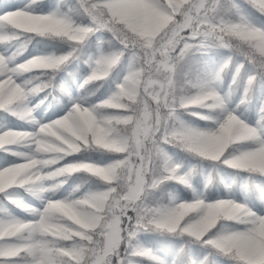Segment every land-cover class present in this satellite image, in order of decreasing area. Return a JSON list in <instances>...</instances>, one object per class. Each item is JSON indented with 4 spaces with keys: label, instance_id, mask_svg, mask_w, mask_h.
<instances>
[{
    "label": "snow or ice",
    "instance_id": "6c2138e0",
    "mask_svg": "<svg viewBox=\"0 0 264 264\" xmlns=\"http://www.w3.org/2000/svg\"><path fill=\"white\" fill-rule=\"evenodd\" d=\"M160 3L164 4V10L157 7L156 0H76V10L84 18V24L79 26L84 35L79 44L72 45L70 50L73 54H79L90 36L106 32L111 36L109 48H98L97 54L88 60L89 70L94 62L100 61L115 65L112 73L126 62L124 74H118V79L114 81L115 89L106 98L89 103L86 97L77 95L71 99L70 107L65 109L63 115L48 121L42 118L38 120L34 115L43 100L37 104L27 101L25 111L18 113L9 106L12 95L3 99L5 106L0 107V111L28 122L31 127L0 125V134L12 132L26 137L23 143L0 147V152L15 157L0 166V171L13 170V174L0 185V264H25V252L30 254L31 264H57L58 259L60 264H143L144 261L148 264H167L163 257L136 242L138 233L153 229H164L169 234L183 236L189 242L202 245L206 254L192 260L191 264H216L217 256H223L230 264H234L225 255L228 243L237 248L235 259L240 264H264V237L260 235L264 229V211L258 212L246 201H237L231 196L209 201L204 193H197L193 189V198L186 201L185 211L189 214L181 219L175 213L161 215L142 195V188H155L160 182L153 173V153H162L165 145H170L169 131L176 115L181 111L194 116L199 113L201 119L207 120L210 114L207 108L182 106L186 99L177 87L181 80L189 87L206 90L209 96L219 92V98L227 103L228 94H222L215 82L231 72L232 85L243 87L241 104L251 99L253 90L259 85L262 94L259 98L258 120L253 125L246 121L241 125L242 133L235 137L236 143L229 145L221 161L231 165L234 158H249L256 169L248 172L250 177L264 172V159L260 158L264 153V72L256 67L254 55L230 53L214 72L203 78L186 75L182 78L180 74L181 62L193 50H203L209 45L230 49L224 33L232 27V23L224 14V0H171L170 3L160 0ZM39 5L40 0H29L23 7L15 6L13 0H4L0 4V57H3L0 81L7 83L11 78L18 83L16 66L32 57L18 60L32 39L31 34L16 27L15 19L26 15H58V7L57 11L43 12ZM105 5L112 10L113 15H122L138 7L159 12L163 16L161 25L169 26L155 41L147 39L148 47L138 49L134 41L116 28L110 19L96 15L95 9ZM231 8L243 19L264 27V0H231ZM6 29L10 32L7 38H3ZM46 54L49 52L36 55ZM51 75L39 72L31 74L33 82L41 84V87H46L41 81ZM101 104L113 105L104 110L132 126L133 134L129 137L130 146L127 150L113 151L108 154V159H103L104 150L101 149L100 159L85 155L93 151L89 150L74 153L79 155H63L54 163H42L49 159V155L40 151L38 144L44 140L49 129L71 115L72 105L88 109L94 115ZM225 113L226 120L213 122L212 126L205 128L204 135L210 141L219 140L232 120V114L239 116L235 109L228 107H225ZM218 154L209 153L213 156ZM237 154L240 156L237 157ZM90 165L101 169L100 175L93 177L101 187L87 201L93 205L91 211L78 217L75 222L67 221L68 231L50 232L44 220L49 212L60 210L61 204H69L84 194L80 192L81 187L75 185L66 195L55 198L56 191L64 184L66 177L50 174L54 169L65 166L86 168ZM120 169L127 172V191L121 187L122 178L118 176ZM180 172H183L182 165ZM82 174L87 175L86 172ZM185 185L191 187L190 183ZM253 185L264 197V188L255 180ZM44 192H51L52 195L40 197L42 207L39 208L25 200L22 194L39 196ZM222 202L231 203L240 214L230 218L220 216V223L210 228L208 214L214 211L219 215ZM15 209L22 214L18 215ZM37 229L39 231H35ZM26 231H35V235L21 246L18 237ZM66 235L71 238L67 239ZM178 255L181 258L174 259L173 264H188L190 254L187 249Z\"/></svg>",
    "mask_w": 264,
    "mask_h": 264
},
{
    "label": "clouds",
    "instance_id": "9594fccd",
    "mask_svg": "<svg viewBox=\"0 0 264 264\" xmlns=\"http://www.w3.org/2000/svg\"><path fill=\"white\" fill-rule=\"evenodd\" d=\"M170 2L171 0H164V3ZM156 4L159 9L164 10V4L160 3V0H156ZM224 5V14L228 16L232 23V27L224 33V39L230 45L229 52L235 55H254L257 61L256 67L261 72H264V27L256 25L248 19H243L241 15L235 14L231 8V0H224ZM50 11H57V9L54 8ZM95 13L98 16H103L105 19H110L116 28L126 33L134 41L138 49L148 47L147 39L151 38L155 41L169 26L167 24L161 25L160 22L163 16L159 12L145 11L139 7L130 9L122 15H113L112 10L105 5L97 7ZM15 23L16 27L21 31L31 34V39L39 36L49 40L59 41L62 44L68 45L69 48L68 51L58 52L54 50L46 55H35L18 64L15 72L16 78L19 81L18 83L16 80H11V78L7 83L0 81V107L5 106L3 99L12 95L13 100L9 106L14 108L16 112L23 113L26 102L35 98L45 89L56 87L61 92H67V87L63 82L58 85L55 84V78L68 63L79 58V54H73L70 49L73 44H79L81 42V37L84 35V32L79 26L84 24V18L78 14L76 6L73 5L71 11H62L58 8V15L55 17L39 14L26 15L17 17ZM9 32L10 30L6 29L3 38H7ZM106 42L110 44V39ZM2 62L3 57H0V64ZM85 63L88 64V60ZM114 67L115 65L104 62H94L88 74L79 83L77 91L82 92L89 85L104 80ZM34 72H39L42 75L52 73L51 77L41 81L46 87H41V84L33 82L31 74ZM177 87L180 89L181 95L186 99V102L182 105L183 107L210 109L207 120L212 122L227 119V114L225 113L227 103L222 98H219V92L215 96H209L206 94V90L195 86L189 87L182 80L178 81ZM84 94L93 95L94 93L84 91ZM37 103H40V101ZM112 106L101 104L96 114L93 115L88 112V109H81L78 105H72L71 115L62 123L54 125L53 129H49L44 140L38 144V149L49 155V159L42 161V163H54L63 155H72L89 150L99 152L102 149L104 150V155H108L116 150H127L130 146L129 137L133 134V128L122 118L110 115L104 110ZM199 115V113L196 114V116ZM244 123L245 121L240 116L232 114V120L226 126V130L219 140L210 141L204 135L205 129L185 121L178 113L170 127L169 136L171 139L169 144L193 157L198 163L208 161L212 163L213 167L226 165L233 169L247 172L256 171L253 168L252 160L249 158H234V163L231 165L221 161V157L227 152L229 145L236 143L235 137L242 133L241 125ZM25 139L26 137L16 133H3L0 134V147L5 144L23 143ZM216 152L219 154L215 156L209 155V153ZM239 156L240 154H237V157ZM260 158L264 159V153L261 154ZM230 159L232 158L230 157ZM173 161L175 160L166 149L162 153H153V173L160 182L155 188L151 186L147 189L142 188L141 191L145 201L152 195V190L160 189L170 179L184 185L185 183H189L192 170L189 169L188 171L183 170V172H180L182 164L173 163ZM100 171L101 169L98 166L90 165L86 168L65 166L61 169H54L50 175L66 177L64 181L66 183L73 174L86 172L87 175L85 178L76 184L83 187L85 183L93 181V177L99 176ZM12 174V169L0 171V185H3ZM259 174L264 176V172ZM118 176L122 178L121 187L127 191L129 185L126 179V170H118ZM94 191H85L82 198L74 200L69 204H61L60 210L49 212L47 217L44 218L46 228L52 233L68 231L66 226L67 221L75 222L78 217H83L91 211L93 205L87 203V201L90 200ZM261 203H264V197H261ZM150 205L161 215L175 213L183 219L189 214L185 211L186 200L179 198L177 194L170 193L168 199L164 200L162 193L161 197L157 198ZM239 214L232 207L231 203L222 202L219 215H216L214 211L208 214V224L210 228H215L220 223V216L230 218ZM35 231H39V229ZM35 231H26L18 237L21 241V246H24V242L35 235ZM153 231L157 230L153 229ZM158 231L161 234L167 233L164 229ZM260 235L264 237V229L261 230ZM66 238L70 239L71 236L66 235ZM37 242L39 243L40 241ZM226 248V257L232 259L234 264H240L235 259L237 248L231 243L226 244ZM24 256L25 264H31L30 254L25 252ZM57 264H60L59 259L57 260Z\"/></svg>",
    "mask_w": 264,
    "mask_h": 264
},
{
    "label": "rangeland",
    "instance_id": "374dc122",
    "mask_svg": "<svg viewBox=\"0 0 264 264\" xmlns=\"http://www.w3.org/2000/svg\"><path fill=\"white\" fill-rule=\"evenodd\" d=\"M29 0H13V3L17 7H23L24 4H27ZM4 0H0V4H3ZM76 4V0H40L39 9H42L43 12H48L54 8H59L62 11H70L73 5ZM251 12V10H249ZM253 15H256L253 13ZM102 37V39H100ZM89 38H92L96 41V44H94L93 47L89 49V53L87 56V60L94 57L97 54L98 48L102 47L104 49L109 48V44L106 42L109 39H111L110 34L106 32H97L95 35L90 36ZM88 38V40H89ZM63 50L62 51H68V45L63 44L62 45ZM86 43L82 46L80 49V53H82L83 49L85 51ZM54 50H47L42 49L39 47H35L31 49L30 51H24L20 57H18V60L23 61L30 56H34L40 52H52ZM230 55V52L228 49H225L223 47H218L215 45H209L203 50H193L190 52L187 56H185L184 60L181 62L180 65V74L183 78L185 75L188 77H197L201 76L204 77L208 73L214 72L216 67L223 61L225 57ZM79 64L78 62H76ZM84 66H81V68H85L86 70L84 72H76L72 74L70 77L61 78V82H63L64 85L67 87V92H61L58 91L56 94V98L53 100L48 99L46 97V92L43 91L39 95H37L35 98L31 99L32 104H37L38 101L43 100L44 102L42 104H39V106L35 109L34 115L36 116V119H43L45 121L56 119L59 116L64 114V111L67 107H70L71 99L76 97L77 95H82L86 97L87 101L89 103H97L100 100L106 98L108 95L111 94V92L115 89V87L110 90L109 92H103V89H101V93L95 95L93 98H90L84 94V91L78 92L77 88L79 83L83 80V78L88 74L89 72V66L88 64L84 63ZM126 70V62L118 66L115 71H113L112 78L118 79L119 76H122L124 74V71ZM218 85V90L222 93L228 94V100H227V107L230 109H235L237 114L240 116V118L244 121H246L248 124L253 125L258 120V107H259V98L261 96V90L259 85L253 90L252 97L249 101H247L244 104H241L240 101L243 97V87L238 86V89L232 90V74L231 72H228L222 76V79L220 81L215 82ZM231 86V87H230ZM53 91H56L57 89H53ZM71 94V95H70ZM238 106V107H237ZM182 118L185 121H188L194 125H198L200 128H208L212 126L213 122L210 120H204L201 119L199 116L191 115L187 112L181 111L179 113ZM4 122L1 125H7L8 127H23V128H30L31 125L23 120H19L17 117L12 116L11 114L4 113ZM166 151L173 157L175 161H178L182 164L183 170L188 171L191 169V175L189 178V183L193 182V171L195 169V163L193 160H191L189 157L185 155V152L181 151L180 149L172 146V145H165ZM90 156L94 159H100L101 153L96 152L90 154ZM108 155H104L103 159H108ZM15 157H13L10 153H4L0 152V166H3L5 163L10 162L14 160ZM70 160V159H69ZM22 162V161H18ZM216 180V187H218V193H213L212 197H208L204 191V188H206V185L209 184V182L212 179ZM253 180H255L257 183L261 185L262 188H264V176L256 174L250 177L248 172L240 173L236 172V169H233L226 165H221L219 167H213L212 163H203L199 166V172H196L195 181L196 183H199L198 185H195L196 188L200 184H203L205 187L202 188V190H197L194 187V189L197 193H204L205 197L209 201H214L215 199L219 197H226L231 196L233 199L241 202H247L250 207L254 208L256 211H264V203H261V191L256 189L253 185ZM169 188L165 189V193L163 192V199L167 200L169 197V194H177L179 198L190 201L193 196H189L187 193H184L181 188L182 186H186L184 184H181L176 181H171ZM167 182V181H166ZM169 183V182H168ZM73 187V186H72ZM68 188L65 192L55 194V198H60L63 195H66L68 191L71 190V188ZM101 186H92L89 188L80 189V192H85L88 190H97ZM222 187V189L220 188ZM150 195V198L146 200L147 203H154L157 198L161 197V194H155L153 193ZM25 200H27L30 204L33 206L39 208L42 207V201L40 197H45L52 195L51 192H44L40 193L39 196L35 195L34 199L28 198L27 193H22ZM16 213L22 214L20 210L15 209ZM145 232V231H144ZM143 232H140L137 234L136 242L147 249H150L155 255L163 257V259L167 262V264H173V260L176 259L177 252L183 251L184 249H187L190 254V260H195L198 257L202 258L203 255L206 254V250L203 248L202 245L199 243L193 244L192 242L189 243L188 240L180 236L173 242V251L169 247H167L164 243H161L162 245H156L153 246L151 244L152 240L149 236H142ZM216 264H230V262L223 256H217L215 257ZM143 264H148L147 261H144Z\"/></svg>",
    "mask_w": 264,
    "mask_h": 264
},
{
    "label": "trees",
    "instance_id": "16d2710c",
    "mask_svg": "<svg viewBox=\"0 0 264 264\" xmlns=\"http://www.w3.org/2000/svg\"><path fill=\"white\" fill-rule=\"evenodd\" d=\"M94 44H96V41L93 40L92 38H89V40L86 42V47H85V51L83 49L82 53L79 52V58L78 59H75V60H72L71 63H68L64 68L63 70H61L58 75L56 76L55 78V84L58 85V83L60 82V78H66V77H70L72 74L74 73H78V72H84L86 69L85 68H81V66H84L85 64V61L87 60V56H88V53H89V49L91 47L94 46ZM63 44L60 43L59 41H54V40H49L47 38H42V37H39V36H36L34 39H32V41L27 45V49H31V48H34V47H39V48H42V49H47V50H50V49H53L55 51H58V52H61L63 50ZM76 62H78L79 64H77ZM87 64V63H86ZM113 76V72L110 73L109 77L105 78L104 80L102 81H98L94 84H91L87 87V90L86 92H90V93H94L93 95H86L90 98H93L95 95L97 94H100L101 93V89H103V92H109L110 90H112L114 87H115V78H112ZM232 90H237L238 89V86H235L233 85L232 87ZM53 89H57L56 91H53L52 88H49V89H45L44 91L46 92V97L48 99H51V97L53 99L56 98V94L57 92L59 91L58 88L56 87H53ZM3 113L2 111H0V125L3 123ZM94 154L96 153L95 151H92V152H88V153H85V155H89L90 154ZM74 155H79V154H74ZM185 155L187 157H189L191 160L194 161L195 163V169L193 171V182L190 184L191 187H188V186H182L181 190L184 192V193H187L189 196H193V190L192 188L194 187L195 189L197 190H200L201 187H203V184H200L198 186V188L195 187V185H198L199 183H196L194 182L195 181V177H196V172H199V166L203 163H210L208 161H203L202 163H198V161L196 159H194L193 157L187 155L185 153ZM68 159H71V157H68ZM236 172H240V173H244V172H247V171H244V170H237L236 169ZM263 177V176H262ZM85 178V176L82 174V173H77V174H73L72 177L70 179L67 180L66 183H64L61 188L59 190L56 191L55 194H58V193H63L65 192L68 188L72 187V186H75L77 183H79L81 180H83ZM169 182V183H168ZM171 182L170 181H167L165 182L162 187L160 189H157V190H153L154 192V195L157 193V194H162L163 192L165 193V189L166 188H169ZM216 180L213 178L209 184H207L206 188L204 189V191L206 192L205 194L208 196V197H212L213 193H218V187H216ZM96 187V186H101L99 184L98 181L96 180H93V181H90L88 183H85L83 185V187H81V189H84V188H89V187ZM222 189V187H220ZM28 194V198H31V199H34L35 198V195H32V194ZM164 197V196H163ZM150 198V196H149ZM143 237L145 236H149L150 239L152 240L151 244L153 246H156V245H162L161 243H164L167 247H169L170 249H172L173 251V242L179 238L180 236L179 235H173V234H169V233H164V234H161L159 231H145L143 232L142 234ZM186 238V237H185ZM189 242V241H188ZM191 243V242H189ZM193 244H196V243H193ZM182 251L180 252H177V256H176V259H180L181 257L178 255L180 254ZM188 264H191V260L189 258L188 260Z\"/></svg>",
    "mask_w": 264,
    "mask_h": 264
}]
</instances>
